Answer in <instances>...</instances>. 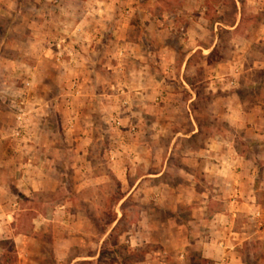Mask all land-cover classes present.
Masks as SVG:
<instances>
[{
	"label": "rangeland",
	"instance_id": "rangeland-1",
	"mask_svg": "<svg viewBox=\"0 0 264 264\" xmlns=\"http://www.w3.org/2000/svg\"><path fill=\"white\" fill-rule=\"evenodd\" d=\"M264 264V0H0V264Z\"/></svg>",
	"mask_w": 264,
	"mask_h": 264
},
{
	"label": "trees",
	"instance_id": "trees-1",
	"mask_svg": "<svg viewBox=\"0 0 264 264\" xmlns=\"http://www.w3.org/2000/svg\"><path fill=\"white\" fill-rule=\"evenodd\" d=\"M206 262H207V260H205V259L202 260V263H203V264L206 263Z\"/></svg>",
	"mask_w": 264,
	"mask_h": 264
}]
</instances>
